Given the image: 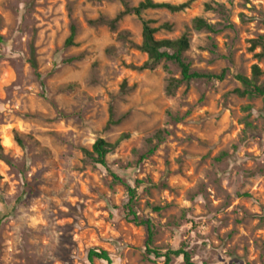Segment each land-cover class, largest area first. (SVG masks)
<instances>
[{
	"label": "rangeland",
	"instance_id": "obj_1",
	"mask_svg": "<svg viewBox=\"0 0 264 264\" xmlns=\"http://www.w3.org/2000/svg\"><path fill=\"white\" fill-rule=\"evenodd\" d=\"M141 1L0 0V264H89L93 248L111 264H162L145 254V229L125 219L124 184L136 187L133 209L151 220L159 251L183 248L194 264H264V98L235 92L253 65L264 86V51L250 50L264 35V0H153L190 2L114 21ZM196 17L217 32L193 29ZM143 20L155 39L187 35L191 69L223 79L168 94L177 66L138 69ZM158 130L163 141L139 161ZM121 136L105 168L84 157L96 140Z\"/></svg>",
	"mask_w": 264,
	"mask_h": 264
},
{
	"label": "trees",
	"instance_id": "obj_2",
	"mask_svg": "<svg viewBox=\"0 0 264 264\" xmlns=\"http://www.w3.org/2000/svg\"><path fill=\"white\" fill-rule=\"evenodd\" d=\"M191 1V0H190ZM181 3L178 5H173L169 3H159L153 0H142L139 2L136 7L124 10L119 13L114 21L119 19L125 13H134L136 16H140L141 13L147 9H156V8H165L171 12H178L187 7L189 2ZM205 10L216 11L220 14L224 13V7L222 4H217L215 7H211L208 4L204 6ZM165 27V26H164ZM192 28L195 30H205L207 32L215 33L217 29L214 24L208 23L206 20L200 17H196L192 20ZM157 31V28L150 26V21L143 20L142 21V32H141V43L138 46L139 50L146 55L145 62L138 68L139 70L151 69L158 63L170 62L177 66L180 72L179 78H170L167 81L166 92L168 94L173 93V91L180 84H188L193 80L206 79V80H222L223 74L220 75H212L205 74L194 71L191 69L190 65L184 59V53L189 49V39L187 35L183 34L177 39H155L154 34ZM76 34V27L72 24L70 25L69 35L65 39L64 46L69 47L73 45L74 37ZM256 47H261L262 51H264V35L258 37L257 39L251 40L250 50L253 51ZM29 63L33 69L36 68V64L33 58H30ZM252 77L247 78L244 76H238L237 80L242 85V89H236L235 92L239 96H249V97H262L264 98V86L256 84V78L260 74V70L257 65H253L251 67ZM121 90H125V82H122ZM110 110V116H111ZM165 132L163 130H158L154 133L151 138H148L147 143V152L139 157V161L145 159V157L152 155L157 149L158 145L163 141V134ZM124 136H121L115 143H108L103 139L96 140L92 146L91 151L86 149L82 150L83 155L90 162L95 165H99L101 167H106L105 157L109 152H111L116 145L121 141ZM155 141V143H153ZM0 157H2V148L0 146ZM114 178L117 181H120L116 176ZM126 189V202L122 205V209L124 211V216L126 221L133 223L135 225L141 226L145 229V241H144V249L146 255H153L155 258H163L162 264H171L175 258L182 257L184 264H194L191 261V256L188 251L183 248H178L174 250H167L165 252H161L158 249L152 246L154 229L151 220L149 218H139L137 213L133 209V202L136 199L137 191L136 187H131L128 184H124ZM150 210L153 212L160 211L161 208L159 206L150 207ZM87 261L89 264H94L95 261H104L108 264H111V260L109 254L106 250L93 248L90 249L87 253Z\"/></svg>",
	"mask_w": 264,
	"mask_h": 264
}]
</instances>
